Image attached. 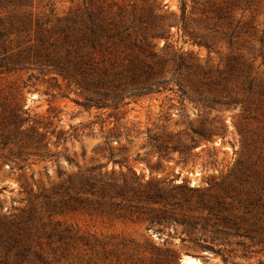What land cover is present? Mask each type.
Segmentation results:
<instances>
[{
	"label": "rangeland",
	"instance_id": "rangeland-1",
	"mask_svg": "<svg viewBox=\"0 0 264 264\" xmlns=\"http://www.w3.org/2000/svg\"><path fill=\"white\" fill-rule=\"evenodd\" d=\"M27 5L49 27L100 7L130 27L148 65L164 64L165 71L181 66L166 84L150 83L140 96L128 91L117 110L91 108L90 92L57 75L32 70L0 76V112L18 105L23 118L38 123L47 145L42 157L17 162L0 141L4 211L25 207L23 185L35 192L38 182L49 186L58 168L68 176L99 164L124 174L129 167L144 177L141 195L132 197L137 210H126L119 199L125 207L113 216L81 211L59 218L93 235L91 250L80 251L82 261L69 264H183L185 257L203 264H264V0ZM162 32L165 38H153ZM59 131L66 141L57 148ZM192 140L197 144L187 154L174 151ZM109 150L126 165L113 167ZM145 159L160 169L151 174Z\"/></svg>",
	"mask_w": 264,
	"mask_h": 264
},
{
	"label": "trees",
	"instance_id": "trees-1",
	"mask_svg": "<svg viewBox=\"0 0 264 264\" xmlns=\"http://www.w3.org/2000/svg\"><path fill=\"white\" fill-rule=\"evenodd\" d=\"M31 1L0 0V76L32 70L43 76L57 75L90 92L95 97L88 103L91 108L117 110L128 91L140 96L150 83L166 84L170 74H179L181 65L167 71L164 64L148 65L145 52L131 41L130 27L100 7L57 20L56 26L49 27L47 20L33 18L26 11ZM165 34L157 33L153 38L162 39ZM178 59L183 61L181 56ZM24 114L18 105L0 112V141L17 162L29 156L42 157L47 148L38 123L30 117L23 118ZM64 136L61 131L57 133V148L66 141ZM191 144L174 151L187 154L197 143L192 140ZM59 155L57 152L52 157ZM107 158L120 169L127 163L125 159L114 160L111 150ZM159 159H163L161 155ZM144 161L151 174L160 169V164L151 166ZM67 162L72 163L69 159ZM107 167L108 164L93 165L68 176L58 168L56 181H48L49 186L38 182L35 192L29 184L23 185L28 202L25 207L4 211L0 203V264H69L73 259L81 262L80 251L91 250L93 235H83L59 218L81 211L113 216L119 207H125L119 199L127 203L126 210L138 208L133 206L132 197L141 195L144 177L129 167L126 174L116 173L114 168L108 171ZM45 175L48 178L47 171ZM31 180L34 182V176Z\"/></svg>",
	"mask_w": 264,
	"mask_h": 264
},
{
	"label": "bare ground",
	"instance_id": "bare-ground-1",
	"mask_svg": "<svg viewBox=\"0 0 264 264\" xmlns=\"http://www.w3.org/2000/svg\"><path fill=\"white\" fill-rule=\"evenodd\" d=\"M182 262H183V264H203V263H201V262H199L193 258H190V257H185Z\"/></svg>",
	"mask_w": 264,
	"mask_h": 264
}]
</instances>
